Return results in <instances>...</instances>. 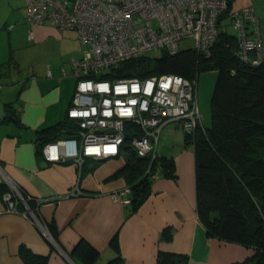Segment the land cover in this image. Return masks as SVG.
<instances>
[{
  "label": "crops",
  "instance_id": "crops-1",
  "mask_svg": "<svg viewBox=\"0 0 264 264\" xmlns=\"http://www.w3.org/2000/svg\"><path fill=\"white\" fill-rule=\"evenodd\" d=\"M230 1L229 14L248 5L253 8L264 57V0ZM21 3L7 0L0 9V264H23L20 246L47 256L46 264H77L69 255L80 242L98 252L94 264H106L118 254L111 245L115 235L123 264H157L159 253L175 255L178 264H235L253 257L251 248L206 237L196 214L194 147L185 144L183 133L182 147L173 148L182 130L175 123L166 124L157 141L158 158L171 161L172 176L157 175L150 196L133 214L110 198L129 186L117 175L126 164L124 152L97 165L86 157L81 166L49 163L37 154L40 131L60 126L58 139L71 132L66 116L77 76L69 61L82 57L85 47L73 31L25 24ZM229 14L221 25L232 26ZM227 34L235 36L234 30ZM216 79L217 71L197 77L204 129L211 127ZM6 181L36 202L34 214L41 228L24 208L7 212ZM76 191L81 194L72 195ZM49 224L55 227L57 242L48 232ZM166 229L170 240L162 238Z\"/></svg>",
  "mask_w": 264,
  "mask_h": 264
},
{
  "label": "built area",
  "instance_id": "built-area-1",
  "mask_svg": "<svg viewBox=\"0 0 264 264\" xmlns=\"http://www.w3.org/2000/svg\"><path fill=\"white\" fill-rule=\"evenodd\" d=\"M23 1L27 24L47 23L73 31L85 47L82 57L69 61L77 76L66 116L71 132L42 147L46 162H74L81 166L86 157L104 161L118 156L129 136V146L136 156L150 158V168L158 158L157 141L166 124L175 123L189 135L198 128L204 130L197 79L174 74L112 80L102 76L122 62L153 51L176 55L181 50L180 42L187 39L194 40L195 52L209 56L210 47L217 40L218 17L227 9L228 0ZM229 19L240 62L264 65L259 21L253 8L248 5L230 12ZM29 36H33L32 31ZM7 184L8 191L3 196L7 212H19L20 203L41 228L28 206L30 197ZM129 192L130 188L125 187L110 198L128 206Z\"/></svg>",
  "mask_w": 264,
  "mask_h": 264
},
{
  "label": "trees",
  "instance_id": "trees-1",
  "mask_svg": "<svg viewBox=\"0 0 264 264\" xmlns=\"http://www.w3.org/2000/svg\"><path fill=\"white\" fill-rule=\"evenodd\" d=\"M230 3L228 0L227 9L218 17L217 40L211 45L209 56L193 49L180 50L176 55L161 50L158 55L148 53L122 62L102 78L144 79L174 74L193 80L201 73L217 71L210 101L211 127L198 128L192 135L185 133V144H192L195 152L196 214L207 238L255 251L253 257L235 264H255L258 259L259 264H264V65L240 62L236 37L220 29ZM60 128L38 133V155L45 144L58 140ZM129 138L126 136L121 149L126 164L117 175L129 184L127 209L133 214L150 196L153 179L157 175L171 177L173 165L170 160L157 158L149 168L150 158L136 156ZM81 171L83 175L84 170ZM28 206L35 211L37 204L30 199ZM17 209L22 210V204ZM47 229L57 242L54 225H47ZM162 238L171 239L168 229L162 232ZM111 245L118 254L106 264H123L117 235ZM69 256L77 264H94L98 252L80 242ZM19 257L23 264L47 263V256L25 246H20ZM175 259V255L159 253L157 264H175Z\"/></svg>",
  "mask_w": 264,
  "mask_h": 264
},
{
  "label": "rangeland",
  "instance_id": "rangeland-1",
  "mask_svg": "<svg viewBox=\"0 0 264 264\" xmlns=\"http://www.w3.org/2000/svg\"><path fill=\"white\" fill-rule=\"evenodd\" d=\"M6 1L7 0H0V9L5 8V2ZM21 7H23V10H24V1H23V4L21 3ZM24 23L27 24L25 21H24ZM45 24H47V23H45ZM27 25H29V24H27ZM47 25H49V24H47ZM220 29L222 31H226L227 33H230V34L233 33L232 26L225 25L224 23L220 26ZM59 46H60V42H59ZM193 48H194V40L193 39H187V40H183L180 42V49L182 51L183 50H191ZM151 54L158 55V51H153ZM200 81H201V76H200ZM183 133H184V131H182V130L179 131V134L175 137V139L173 141L174 142L173 148L177 149V148L182 147L183 142H182L181 138L183 136Z\"/></svg>",
  "mask_w": 264,
  "mask_h": 264
},
{
  "label": "water",
  "instance_id": "water-1",
  "mask_svg": "<svg viewBox=\"0 0 264 264\" xmlns=\"http://www.w3.org/2000/svg\"><path fill=\"white\" fill-rule=\"evenodd\" d=\"M12 121L15 122L13 119H12ZM19 127H20V126H19ZM178 261H179V259L176 258V259H175V263L178 264ZM259 262H260V260L258 259V260L255 262V264H259Z\"/></svg>",
  "mask_w": 264,
  "mask_h": 264
}]
</instances>
